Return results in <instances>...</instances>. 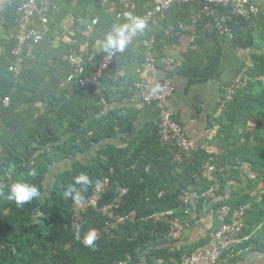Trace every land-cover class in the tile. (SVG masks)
<instances>
[{
  "label": "trees",
  "instance_id": "1",
  "mask_svg": "<svg viewBox=\"0 0 264 264\" xmlns=\"http://www.w3.org/2000/svg\"><path fill=\"white\" fill-rule=\"evenodd\" d=\"M66 1L62 0L58 5ZM53 2L55 4V0ZM134 4L129 13L140 17L148 2L137 0ZM19 5L20 0H7L2 11L7 23L4 26L10 29L12 36L6 51L0 55V187L6 189L13 182L27 180L38 187L40 196L23 206L0 200V264H135L144 250L150 251L146 256L148 262L155 256L161 258L163 264H170L172 260H179L182 255L190 254L203 245L208 239L196 242L185 250L169 252L167 247L172 243L167 237L168 220L172 216L168 212L181 205L185 192L200 193L211 187L215 198L207 203L212 208L227 205L233 209L243 205V202L234 200L236 195L232 191L225 198L231 179L226 167L249 164L256 171H264V163L255 160L256 154H247L248 151L254 153L258 150L248 139L260 133L258 129L261 125L257 124V119L258 116L264 117V112L256 114L258 99L250 93L253 87L261 84L258 78L264 73V60L257 62L252 59V65L246 67L248 86L235 92L233 100L224 104V111L214 121L219 128L209 144L217 149V154L209 155L200 149L183 154L176 148L161 146L155 127L140 133L145 140H148V132L153 134L148 143L142 139L149 148L145 158L138 156L142 147L135 145L130 153L128 149L117 151L118 155L105 151L101 153L105 160L98 155L85 166L75 162L67 172L52 174L50 170L54 164L79 150L88 149L90 141L98 142L108 137L99 134L91 140L85 139L86 131H94L95 128L90 124L84 125V122L95 119L102 110L97 105L101 95L100 85L112 64L95 85L80 88L74 82H67L70 68L62 60L66 52L61 54L50 50L49 32L35 45L33 57L25 59L19 76L14 77L7 67L11 63L9 49L13 44L15 13ZM91 5L93 12L90 18L95 19L96 24L92 29L81 28L75 36L76 42L69 48L77 49L85 42L91 47L97 42L100 52L91 57L88 50L84 56V77L95 71L107 54L101 46L105 35L112 31L113 25L128 22L126 16L116 17L117 8L101 7L100 0H93ZM200 7L198 1H192L174 5L168 13H174L172 19L175 22L186 23ZM244 21L235 18L231 23L234 38L237 27ZM49 26L52 27L50 17ZM124 52L116 55L114 60ZM144 53L145 50L142 64ZM4 97L9 99L7 106L2 104ZM248 122H254L255 126L247 128ZM118 124L122 128V123ZM67 135L69 137L63 141ZM240 139L247 144L241 146ZM73 140L81 143H74ZM132 144L129 143L130 146ZM67 147L70 150L63 149ZM234 149L244 153L230 157ZM261 160L264 161L263 158ZM210 166L213 170L207 175ZM82 173L90 181L84 195H89L103 177L109 178V186L97 208L87 212L79 232L75 233L70 227L73 196L70 197L67 192L72 186L82 190L84 186L75 183V177ZM50 175L52 179L48 180ZM249 189L247 185L242 193L249 194ZM123 190L125 193L120 197L116 213L122 216L134 213V218L123 224H113L101 215L99 208L118 197ZM249 208L245 211L244 223L253 227L264 218V212L254 206ZM257 213H260L259 219H247L248 215L253 217ZM190 217L183 218L182 222L191 224ZM91 229L99 236L89 246L84 237Z\"/></svg>",
  "mask_w": 264,
  "mask_h": 264
},
{
  "label": "crops",
  "instance_id": "2",
  "mask_svg": "<svg viewBox=\"0 0 264 264\" xmlns=\"http://www.w3.org/2000/svg\"><path fill=\"white\" fill-rule=\"evenodd\" d=\"M6 1L0 0V55L6 51L12 36L10 29L4 26L7 23L2 17ZM61 1L55 0V4L53 2L54 9L49 16L52 24L49 43L51 51L63 54L76 42L75 36L81 28H93L90 18L93 0H68L58 5ZM173 15L174 13L165 11L159 19L145 28L123 54L116 57L110 69L105 72L106 78L100 85L101 95L97 104L102 110L95 119L85 120L84 125L90 124L95 128L94 131H86L85 139L91 140V137L99 134H106L108 137L98 142L90 141L88 149L79 150L64 161L54 164L50 170L52 174L67 172L75 162L85 166L98 155L105 160V156L101 154L105 151L117 154V151L128 149L130 153L135 145L142 147L138 148L139 157L148 156L149 148L146 143L153 134L148 132V140H145L140 133L157 127L158 110L156 105H144L140 101L134 88L136 80H144L158 87L169 81L174 92L168 99V105L172 108L176 121L183 127L189 142L195 150H204L209 155L217 154V149L210 145L209 141L219 128L214 121L225 109L222 103L223 87L242 67L251 66L252 59L257 62L264 60V19L242 22L237 27L234 40H228L216 36L207 22H202L195 33L184 32L178 26L181 22L172 19ZM150 38L154 40L155 56L172 58L171 65L158 63L152 69L143 67L141 59ZM88 50L91 57L100 52L97 42L91 44V47L88 44ZM258 80L260 86L250 90L251 95L255 94L258 99L256 114L264 112V73ZM261 106L263 107L260 109ZM118 122L122 123V128ZM257 124L261 125L258 129L260 133L255 138L249 137L248 141L254 143L258 150L254 153L248 151L247 154H256L255 160L264 163L261 160L264 159V117L258 116ZM254 126V122H248L247 128ZM68 137L69 135L63 141ZM142 139L146 143L142 142ZM73 142L81 143L79 140ZM130 142L133 143L131 146ZM245 144L246 141L240 139V145ZM63 149L68 151L70 147ZM260 150L263 151L260 153ZM243 153L234 149L230 152V157ZM226 170L231 179L227 184L225 198H228L232 191L236 195L234 200L243 202L245 211L254 206L264 212V171H256L249 164L227 166ZM211 172L208 170L207 175ZM49 179H52V175ZM247 185L250 186L249 191L247 190L249 194H243ZM212 209L211 205L200 203L197 211L190 215L189 220H192V223L185 225L182 222V235L177 242L167 247L169 252L174 253L176 249L185 250L196 242L209 239L215 230ZM259 214L253 217L248 215L247 219H259ZM243 232L248 236V241L227 258L226 264H264V218L253 227L244 223ZM98 236V232L91 229L84 241L87 243L89 238L96 240ZM149 252H140L139 262L135 264H163L162 259L155 256L148 262L146 256Z\"/></svg>",
  "mask_w": 264,
  "mask_h": 264
},
{
  "label": "built area",
  "instance_id": "3",
  "mask_svg": "<svg viewBox=\"0 0 264 264\" xmlns=\"http://www.w3.org/2000/svg\"><path fill=\"white\" fill-rule=\"evenodd\" d=\"M137 0H100V6H111L117 8V18L124 17L129 13L132 5ZM192 1H198L201 7L198 12L189 16L186 23H179V28L184 32L195 33L202 22H207L216 36L233 40L231 23L234 19L245 21L264 18V0H147L148 6L140 18L148 24L154 23L161 15L174 5H185ZM53 0H20L15 13V35L13 44L9 49L11 63L7 70L14 77H18L21 66L25 59L33 57L35 45L39 44L50 32L49 15L52 12ZM96 20L91 21L92 27ZM139 33L131 37L130 44L136 39ZM154 40L150 38L148 47L144 53L143 67L152 69L156 64L171 65L173 59L170 57L158 58L153 50ZM88 52V43L81 44L77 49H69L62 57V60L69 66L70 73L67 82H74L80 88L86 85H95L102 73L113 63L119 52L108 53L100 60L95 71L84 77V56ZM249 78L247 68L242 67L236 76L227 83L222 90V103H229L233 100L236 91L248 86ZM135 92L144 105L154 104L158 110L157 136L161 146L176 148L183 154H190L195 151L194 146L189 142L183 127L176 121L172 108L168 105V99L174 92L169 81L161 87L153 83L140 80L134 83ZM8 97H4L2 104L7 106ZM209 171L213 167L208 168ZM111 172V170H110ZM109 186V178L103 177L96 183L89 195H84V200L77 202L72 197L70 227L75 233L79 232L84 217L90 209H96L101 197ZM81 190H77L79 192ZM114 198L111 202L102 205L99 212L103 217L113 224H123L126 220H133L134 213L122 216L116 213L120 205V197ZM215 198L213 188L203 192H185L182 196L181 205L168 212L172 217L168 220L167 237L171 243H175L182 235L184 226L182 220L196 212L200 203H207ZM215 218V230L209 239L197 247L190 254L182 255L179 260L170 264H226L227 258L248 241V236L243 233L245 207L239 205L230 208L222 205L212 209Z\"/></svg>",
  "mask_w": 264,
  "mask_h": 264
},
{
  "label": "clouds",
  "instance_id": "4",
  "mask_svg": "<svg viewBox=\"0 0 264 264\" xmlns=\"http://www.w3.org/2000/svg\"><path fill=\"white\" fill-rule=\"evenodd\" d=\"M127 18V23L121 25H113L112 31L107 33L102 42V50L109 55L114 52L122 53L130 43L131 37L137 33H141L147 27V22L140 18L134 17L131 13L124 14ZM75 183L84 186L81 191L77 192L75 186L68 189L67 194L77 202L84 200V191L90 183L89 177L86 174H79L75 177ZM40 191L35 184L27 180H18L11 183L6 189L0 187V200L14 202L18 206H23L33 200L39 198ZM88 245L93 244V238H89Z\"/></svg>",
  "mask_w": 264,
  "mask_h": 264
}]
</instances>
